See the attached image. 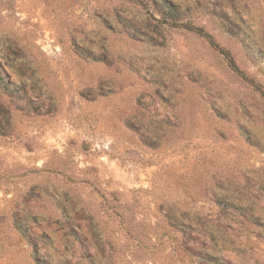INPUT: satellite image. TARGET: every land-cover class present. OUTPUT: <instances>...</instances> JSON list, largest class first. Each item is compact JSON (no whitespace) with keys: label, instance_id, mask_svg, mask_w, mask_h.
Masks as SVG:
<instances>
[{"label":"rangeland","instance_id":"374dc122","mask_svg":"<svg viewBox=\"0 0 264 264\" xmlns=\"http://www.w3.org/2000/svg\"><path fill=\"white\" fill-rule=\"evenodd\" d=\"M264 264V0H0V264Z\"/></svg>","mask_w":264,"mask_h":264},{"label":"crops","instance_id":"0c3cea01","mask_svg":"<svg viewBox=\"0 0 264 264\" xmlns=\"http://www.w3.org/2000/svg\"><path fill=\"white\" fill-rule=\"evenodd\" d=\"M230 261L232 264H247V261H244L241 255H234L230 257Z\"/></svg>","mask_w":264,"mask_h":264}]
</instances>
